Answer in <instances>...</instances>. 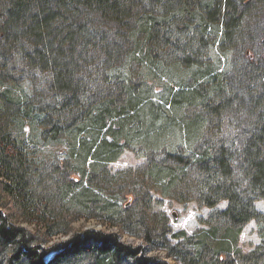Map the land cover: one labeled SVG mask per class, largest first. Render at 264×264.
<instances>
[{
    "label": "trees",
    "instance_id": "trees-1",
    "mask_svg": "<svg viewBox=\"0 0 264 264\" xmlns=\"http://www.w3.org/2000/svg\"><path fill=\"white\" fill-rule=\"evenodd\" d=\"M237 2L0 0V187L26 216L47 222L31 230L0 208V264H170L149 254L157 250L182 264H264L263 246L239 247L244 227L264 218V32L248 49L239 88L199 60L208 30L233 40L256 0ZM194 66L189 87L169 82L156 100L154 82ZM28 71L48 76L44 90L25 91L35 79ZM240 114L238 136L221 132ZM37 141L67 146L56 170L39 164ZM131 148L149 164L111 170ZM152 192L228 207L208 231L189 235L150 212ZM63 211L102 217L147 244L95 229L49 244L69 232Z\"/></svg>",
    "mask_w": 264,
    "mask_h": 264
},
{
    "label": "rangeland",
    "instance_id": "rangeland-1",
    "mask_svg": "<svg viewBox=\"0 0 264 264\" xmlns=\"http://www.w3.org/2000/svg\"><path fill=\"white\" fill-rule=\"evenodd\" d=\"M235 1L237 2L238 0ZM237 4L239 3L237 2ZM244 10H246L245 16L243 18L242 24L234 32L233 40L225 41L223 31H219L221 30L219 27L215 28V32L209 29L208 33L211 40L207 39L209 41V45L206 51L203 54H199V56H201L199 57V60L201 62H203L204 64H211V70H213V74H221L225 77L226 83L228 81H232L236 87L238 86V88L239 76L241 77V73L247 68L246 59L253 55V52L248 51V49L252 47L251 45L254 46L252 42L253 39L264 32V0H256V2L252 4V6L247 7ZM236 32H238V35L236 34ZM241 33H243V35L240 39ZM248 52H250L251 55H248ZM259 52L260 54L258 55V58L263 54L262 51L258 50V53ZM197 67L198 66H194L192 69H190V71H188V73L181 72L182 74H179L180 72H175V74L171 76L173 77V79L171 78V80L166 78L165 81H153L155 83L154 85L156 86L157 91L155 93L156 100L159 101V99L164 97V95L158 94L163 92V87H165L164 85H167V83L169 82L171 85H176L178 88L183 86L189 87V84L193 83L191 76H193L192 74L197 72ZM28 74L29 76L30 74H32L35 79L33 80L34 83H25V91L27 93L30 94L34 91L39 92L46 88V84L49 80L47 75H42L40 72L33 74L29 71ZM174 76L176 78H174ZM207 77L208 79H210L211 76L209 75ZM180 83L183 85H181ZM160 85H162V87ZM246 85L248 84L246 83ZM251 86L254 87V84ZM261 88L262 87H260L259 91L261 90ZM165 89L167 90V87ZM191 113L194 112L191 111ZM230 121L232 122V124L230 123ZM243 121H245L244 115L240 114L238 117L231 116L230 120H226L223 129H221V132H223L224 134L232 133V137H234L235 135L238 136V133H240L241 130L236 126H239ZM26 129L28 132L29 128ZM223 133H221L219 137H222ZM240 139L241 138L238 137V139L235 141V144H241ZM32 148H34L33 150L36 154H39V164L42 167L48 168L49 171H53L56 170L59 162L62 160L63 152L67 149V146L65 144H60L57 146L49 145L46 147L44 145L41 146L37 141L32 144ZM149 161L150 159L146 155H143L131 148L126 149L120 156V158L117 161L111 163L109 167L114 172L126 171L130 169L137 170L140 167L149 164ZM151 194L152 204L150 207V212L166 218L169 222V225L174 229V231H185L189 235L195 233L202 234L203 232L208 231L211 226L210 220L214 212L217 210H225L228 207V201H222L216 208L213 209L200 204V202L196 200L181 202L178 199L165 197L157 192H152ZM257 207L259 211L264 214V201H258ZM0 208L17 224H21L35 231L46 230L47 222H38L37 220L26 216L23 212H21L18 205L10 197H6L3 194L1 187ZM62 213L63 214L62 216H60L59 221L61 223H64L66 220L70 221L69 232L66 234L58 233L56 236L50 237L49 244L65 241L73 233L86 229L105 230L107 232H120L122 233L123 241L127 243L135 245L147 244V242L142 237L128 234L125 231H122L121 228L118 227L119 225H113L112 222L107 221L102 217H89L84 214L78 216L77 214H71L69 211H63ZM60 228H62V225H59V227H57V229ZM173 242H175L176 244V242L178 241ZM260 246L264 247V218L261 221L253 220L249 224H247L244 227L239 239V247H241L245 252L254 251ZM149 254L159 255L163 259L167 260L170 264H182L175 258L169 257L166 250L150 251Z\"/></svg>",
    "mask_w": 264,
    "mask_h": 264
}]
</instances>
